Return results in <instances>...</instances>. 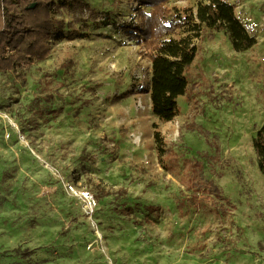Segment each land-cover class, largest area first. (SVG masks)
<instances>
[{
  "label": "rangeland",
  "instance_id": "374dc122",
  "mask_svg": "<svg viewBox=\"0 0 264 264\" xmlns=\"http://www.w3.org/2000/svg\"><path fill=\"white\" fill-rule=\"evenodd\" d=\"M85 1L91 10L55 6L45 60L0 72V264H264L252 147L264 124V0H226L256 39L251 49L205 28L193 38L169 122L151 112L142 46L99 22L100 12L137 21L148 8Z\"/></svg>",
  "mask_w": 264,
  "mask_h": 264
},
{
  "label": "trees",
  "instance_id": "16d2710c",
  "mask_svg": "<svg viewBox=\"0 0 264 264\" xmlns=\"http://www.w3.org/2000/svg\"><path fill=\"white\" fill-rule=\"evenodd\" d=\"M171 0H134L143 8L137 21L111 22L107 12H100L103 26L114 24L127 38L142 46L150 62L149 99L151 112L160 121L169 122L178 113L177 99L188 86L187 69L195 60L197 48L192 40L202 28L223 33L232 49L245 52L256 45L236 16V6L226 0H206L196 8H169ZM80 5L90 9L85 0H0V72H10L18 64L43 61L51 53V37L59 27L54 8ZM185 30L183 37L168 38ZM154 138L159 158L164 143L158 131ZM252 147L257 168L264 178V124L257 131Z\"/></svg>",
  "mask_w": 264,
  "mask_h": 264
},
{
  "label": "built area",
  "instance_id": "2783aa9c",
  "mask_svg": "<svg viewBox=\"0 0 264 264\" xmlns=\"http://www.w3.org/2000/svg\"><path fill=\"white\" fill-rule=\"evenodd\" d=\"M68 188L72 194H75V195L77 194V192L75 191V189L72 186H68ZM80 197L82 198V201L85 203L87 211L89 213H92V211L96 205L93 196L88 192H81Z\"/></svg>",
  "mask_w": 264,
  "mask_h": 264
}]
</instances>
